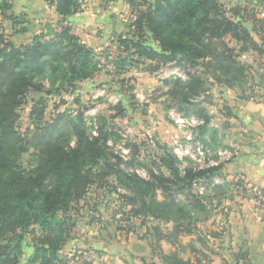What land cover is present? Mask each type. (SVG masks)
<instances>
[{"label": "trees", "instance_id": "obj_1", "mask_svg": "<svg viewBox=\"0 0 264 264\" xmlns=\"http://www.w3.org/2000/svg\"><path fill=\"white\" fill-rule=\"evenodd\" d=\"M47 1L56 6L62 17L54 38L35 37L31 44L15 45L7 40L0 27V264H65L59 254L71 231L66 215L74 203L87 196L92 186L109 176H114L124 187L126 194L119 197L130 207L133 217L173 222L175 236L191 235L192 230L183 224L189 213L178 201L175 189L184 190L186 183L191 184L207 172L197 175L187 170L182 175L178 160L172 156L154 162L156 169L145 163L137 165L134 160L124 161L109 145L116 130L108 126L104 116H97L98 129L94 136L89 133L82 113L58 114L54 120L43 123L46 110L43 101L29 115L35 128L20 129V110L26 104V97L30 91L42 93L44 79L59 75L74 88L78 81L93 80L100 71L98 56L72 33L73 25L66 21L80 12V1ZM127 2L133 10L140 2L141 10L131 25L133 38L119 36L118 49L130 52V57L149 61L150 65L156 64L148 66L146 71L158 72L162 66L173 63L198 65L215 83L235 88L243 86L248 79V68L241 63V56L250 52L264 56V24L258 29L260 20L256 21L253 9L237 6L226 10L218 0ZM11 10L10 0H0V15L11 21L14 28L25 25L20 17L8 15ZM250 22L251 28L247 26ZM25 31V27L19 30ZM227 38L237 48H230ZM128 61L129 58L119 57L115 65L125 70ZM138 63L141 62L134 60L130 65ZM187 77V82L177 79L166 83L179 87L183 104H188L189 111L207 123L209 118L203 108L209 99L206 81L190 72ZM114 109L123 112L121 103ZM32 151L35 167L27 170L20 159ZM135 167L146 171L149 178L137 174ZM163 168L170 176L162 172ZM216 170L212 168L209 172ZM209 185L208 189L214 192L224 189L212 182ZM159 192L162 200L158 199ZM193 203L204 208L199 200ZM146 226L152 229L149 222ZM30 236L34 246L26 257ZM170 239L158 234V242ZM162 261L194 264L184 260L178 251L163 255Z\"/></svg>", "mask_w": 264, "mask_h": 264}, {"label": "rangeland", "instance_id": "obj_2", "mask_svg": "<svg viewBox=\"0 0 264 264\" xmlns=\"http://www.w3.org/2000/svg\"><path fill=\"white\" fill-rule=\"evenodd\" d=\"M103 1H106L108 11V3L118 0ZM125 1L126 11L123 10L124 8L123 12L110 11L115 24L118 25L114 41H110L108 46L100 47L103 49L89 48L99 60L100 71L94 79L78 81L74 88L63 82L62 76L59 75L44 79L42 93L30 91L27 95L26 104L20 110L18 125L22 131L35 128L29 115L32 108L40 101L44 102L46 108L43 123L54 120L58 114L75 116L82 113L88 131L92 135L98 129L95 120L101 115L107 119L108 126H113L116 130V135L109 145L116 156H120L124 161L134 160L137 165L145 163L150 169H156L154 162H158L161 157L172 156L178 160L182 175H185L187 170L197 175L207 172L204 177H196L191 184L186 183L184 190L175 189L176 195H179L178 201L189 213L188 218L185 216L183 219V224L187 229L192 230V234L181 233L180 236H175L173 222L143 221L133 217L130 214V207L126 206L119 197L126 194L124 187L114 176H109L92 186L84 199L72 205L71 212L66 215L71 231L59 255L65 264H125L126 259L130 260L125 253L121 257H117L116 254L104 255L103 251L94 247L112 244L120 250L128 242V238L132 237L134 241L145 242L153 254L161 258L176 250L184 260H189V256L197 252L200 258L208 263L214 254L221 253L224 248L223 241H220L222 229L230 208H233L235 201L241 196L244 183L238 175L230 176L226 173L227 165L238 158L239 154L236 155V152L240 153V150L230 131L232 127L227 122L231 108L228 107L224 92L221 91L225 86L215 83L208 75H204L198 65L170 64L162 66L158 72H149L146 71L147 67H155L156 64L150 65L149 61L130 57V52L119 50L118 37L133 38L134 29L131 25L137 18V12L141 10L140 2H137L133 10L127 0ZM218 1L226 10L239 6L236 4L240 2ZM113 4L115 6V3ZM262 9L264 6L258 10L253 9L256 21L260 20L258 29L264 24V19L259 17ZM10 14H14L12 10L8 13ZM251 23L247 25L249 28L252 27ZM0 27L8 41L14 40L17 45L32 43V40L31 43L27 40L23 41L22 33L20 36L16 34L25 25L14 28L11 21L0 15ZM73 27L81 28L83 33L79 38L82 43L87 42V29L81 26ZM101 40L99 42H104ZM226 43L230 48H237L229 38L226 39ZM242 56H247L240 58V61L248 68V79L243 86L237 85L240 91L242 88L247 90L252 88L264 78V71H261L264 69V56L254 52ZM119 57L129 58L125 70L117 69L115 65V60ZM133 59L141 63L130 65L134 62ZM184 70L202 76L206 81L209 99L203 108L209 121L204 125L199 123L200 120L191 110L189 111V105L183 104L181 89L166 83L177 79L187 82V79L180 77H184ZM230 90L234 89L230 88ZM120 103L123 107L121 113L120 110L114 109ZM33 153L34 151L25 154L20 159L27 170L35 167ZM135 168L140 170L138 167ZM212 168L218 170L209 172ZM162 172L170 176L166 168H163ZM141 174L146 178L148 176ZM210 182L224 186L223 191L214 192L208 189ZM158 199H163L161 192L158 193ZM193 200H199L204 208L195 207ZM60 216L63 217L62 214ZM147 222L151 224L152 229L149 230L146 226ZM159 233L170 237L172 242L166 240L158 242ZM39 234L37 229V235ZM27 246L26 257L29 256L28 250L33 251L32 236L28 238ZM144 262L147 264V261Z\"/></svg>", "mask_w": 264, "mask_h": 264}, {"label": "crops", "instance_id": "obj_3", "mask_svg": "<svg viewBox=\"0 0 264 264\" xmlns=\"http://www.w3.org/2000/svg\"><path fill=\"white\" fill-rule=\"evenodd\" d=\"M79 1L82 4L80 12L67 18L66 21L73 26L87 29V42L83 43L88 48L103 49L100 47L108 46L110 41H114L118 32V25L115 24L110 11L117 13L126 11L127 3L125 0L108 3L107 11L106 1ZM238 1L242 4L237 2L236 5L244 7L247 5L256 10L264 6V0ZM10 2L14 15L25 22L26 31L22 33L23 41L27 40L31 43L35 37L46 39L55 37L60 28L59 23L62 21L55 5L49 4L47 0H10ZM18 32L16 34L20 36L21 33ZM100 39L104 42H99ZM12 42L17 45L14 40ZM258 83L253 85L252 82L253 86L248 90L242 88L240 91L238 87L230 90L226 86L221 90L224 92L228 107L231 108L227 122L232 127L230 131L240 150L238 158L227 165L226 173L230 176L238 175L244 183L241 196L235 201L233 208H230L222 229L220 238L224 243L222 252L214 254L207 263L200 258L199 253L193 251L189 260L194 264L198 261L202 264H264V206L253 199L251 192L253 189H264V78ZM109 245L94 248L103 251L104 255L116 254L117 257H121L125 253L130 259H126L125 264H145L144 261H147V264L150 262L163 264L162 258L153 254L145 242L134 241L132 237L128 238V242L120 250L112 244ZM242 255H245V258Z\"/></svg>", "mask_w": 264, "mask_h": 264}, {"label": "built area", "instance_id": "obj_4", "mask_svg": "<svg viewBox=\"0 0 264 264\" xmlns=\"http://www.w3.org/2000/svg\"><path fill=\"white\" fill-rule=\"evenodd\" d=\"M259 17L261 18V19H264V9H262L260 12H259ZM72 33L75 35V36H78V37H80L81 36V34L83 33V31L81 30V28H79V27H73V30H72ZM245 55V54H244ZM247 56H242L241 57V59L242 58H246ZM172 65H177L176 63H173ZM261 71H264V69H261ZM182 79H184V80H188V77H187V72H186V70H184V77H182V76H180ZM198 120H200L199 121V123L201 124V125H204L205 124V121L203 120V119H199V118H197ZM95 123H96V120H95ZM97 134H96V131L94 132V136H96ZM239 153L238 152H236V155H238ZM136 173L137 174H139L141 177H143L144 179H148L149 177L147 176V178L146 177H144V176H142V174L141 173H143V174H145V175H148L147 174V172L146 171H144V170H136ZM252 196H253V199L255 200V201H257L259 204H261V205H263L264 206V189H253L252 191Z\"/></svg>", "mask_w": 264, "mask_h": 264}]
</instances>
